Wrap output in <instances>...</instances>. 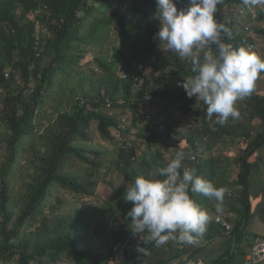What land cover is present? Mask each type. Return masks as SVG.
Returning <instances> with one entry per match:
<instances>
[{"label": "trees", "instance_id": "trees-1", "mask_svg": "<svg viewBox=\"0 0 264 264\" xmlns=\"http://www.w3.org/2000/svg\"><path fill=\"white\" fill-rule=\"evenodd\" d=\"M95 1L0 0V130L5 125L8 135L0 170V264H120L121 252L126 259L122 264H190L205 251L214 256L205 264H243L256 238L264 237V182L260 179L261 187L251 188L253 182L258 184L256 161L261 164L264 160V72L258 76L255 91L237 101L239 118L215 124V116L208 118L203 101L188 98L181 86L183 80L194 75L190 64L174 54L166 59L154 57L163 49L154 38L160 27L152 14L155 0H119L125 3V11L101 16H97L92 3ZM176 2L178 9L187 6V0ZM252 6L261 10L256 20L264 22L262 0L247 5L243 0H222L217 5L215 19L229 29L221 33L222 42L249 48L255 46L257 37L264 40V28L256 26L248 33L238 29L242 9ZM102 26H110L134 52V62L131 64L126 57L121 72L127 78L118 76L119 60L100 58L96 65L104 77L95 79V72L83 75L69 96L60 101L66 92L64 82L81 68L84 56L79 52L97 38ZM135 64L146 65L145 73L149 65L153 78L143 75L145 80L136 84L131 72ZM147 95L156 102H147ZM173 101L180 102L178 112L187 116L189 124L186 132L175 135L184 139L186 148L182 150L196 156L195 162L186 158L184 165L195 168L199 176L226 191L222 203L190 192L209 215L205 232L195 237L193 244L182 243L184 250L172 251L168 260L152 262L148 257L163 255L165 252L156 251L164 245L157 247L152 241L146 245L133 234L128 217L133 204L125 195L134 177H147L174 158L160 149L167 146L161 123L175 113L169 105ZM49 103L53 115L47 108ZM154 104V108L148 107ZM112 111L121 118L130 112L132 128L139 129L138 140L150 150L141 157L139 147L126 141L111 162L109 168L113 171L107 174L118 175L123 184L109 181L111 193L99 203L96 197L103 156L75 147L74 143H94L89 137L94 127L102 139L113 140L112 130H118L120 123L118 117L111 116ZM256 121L260 128L254 132ZM125 135L130 138V131ZM219 147L222 153L217 154ZM226 147L240 149L239 155L223 153ZM26 153L31 157L27 182L23 192H14L13 177L25 167L20 158ZM252 157L257 160L254 162ZM233 187L237 188L235 192ZM56 188L68 192L80 205L97 200L98 206L77 207L62 214L61 200L56 198L59 206L53 204ZM146 235L141 234V239Z\"/></svg>", "mask_w": 264, "mask_h": 264}, {"label": "clouds", "instance_id": "clouds-1", "mask_svg": "<svg viewBox=\"0 0 264 264\" xmlns=\"http://www.w3.org/2000/svg\"><path fill=\"white\" fill-rule=\"evenodd\" d=\"M113 1L118 6L113 2L110 11H125V3ZM155 3V16L160 21V27L154 38L158 40L159 47L163 45L162 50L190 64L194 74L181 84L187 97L203 101L207 106L208 118L211 120L215 116V124L224 125L230 117L238 119L240 113L236 107L237 101L245 99L254 91L259 74L264 72V58L252 51L253 46L234 47L222 42L221 33L229 31L215 19L217 5L222 0H187V6L180 9L176 0H155ZM243 3L256 4L257 0H243ZM260 11L257 6L242 9L238 21L239 26H244L246 33L251 32V27L245 25L255 21ZM133 66L131 72L135 75V83L140 84L145 80L143 75L147 67L142 64ZM119 76L120 79L127 78L126 73ZM146 101L156 102L151 95L146 96ZM122 103L124 101L120 100V104ZM126 122L124 116L118 130L125 131L123 124H127ZM90 132L91 130L89 137ZM186 158L196 161L194 154L186 157L184 151H176L166 167L150 172L147 177H134L128 183L125 195V199L133 204L128 212L133 234L146 245L149 241L154 242L157 247L164 245L162 248L169 255L177 249L183 251L182 243H195V237L203 235L209 222V215L196 204L190 192L203 194L222 203L226 191L199 176L195 168L185 166L183 162ZM157 176L166 178L161 180ZM217 211H220L219 207ZM145 232L147 235L141 239V234ZM260 238L264 237L256 238L253 246ZM139 251L144 252L145 248H140ZM156 252L161 251L159 249ZM148 258L152 260L151 256ZM246 263L247 257L243 264Z\"/></svg>", "mask_w": 264, "mask_h": 264}, {"label": "rangeland", "instance_id": "rangeland-1", "mask_svg": "<svg viewBox=\"0 0 264 264\" xmlns=\"http://www.w3.org/2000/svg\"><path fill=\"white\" fill-rule=\"evenodd\" d=\"M118 6V3L115 1H112L110 3H105V0H96L95 2H92L96 6L97 10V16L104 15L106 12H110V8L112 4ZM156 13V10H152V14ZM85 15L82 14V17ZM246 27H251V31L254 30V28L261 27L264 28V22H258L257 20L250 22L249 24L245 25ZM244 26H240L239 30L243 32ZM100 32L97 36L95 37V40H90L88 44L84 45L79 52V55L81 54L83 57V60H81L80 65L81 68L79 69V72H75L72 77L64 82L63 88L66 90L65 94H62V99L60 101H63L66 99V96H69V93L75 89L77 86L78 82L80 80V77L83 75H91L93 74L92 72H95L96 75H94V78L96 79L97 77H104L102 76V71L99 69V67L96 65L97 60L102 58L103 60H119L120 62V71L118 72V76L121 74L124 64L126 63V57H128L129 61L134 62V52L132 51L130 45L126 44V42L121 41L116 32L113 31V29L110 26H102L100 29ZM48 34L44 33V37L47 38ZM250 48V47H249ZM254 52H257L260 56H264V40H261V37H257L256 39V44L253 49ZM84 54V55H83ZM170 53L165 52L164 50H158L157 55L154 56L155 58L158 59H166ZM151 67L148 65V71H146L145 75L146 78L152 79L153 76L150 73ZM88 86H86V89H89L91 86L89 85V82H87ZM85 84V83H84ZM257 86V81L255 83V88ZM62 89V90H64ZM262 92V91H261ZM76 93V92H75ZM198 101V100H197ZM52 103L48 104V110L50 113L53 115L54 108L52 109L51 107ZM170 107L172 108L173 115H170V119L166 118L162 119L161 127L164 130L163 135L165 136L166 139V145L167 146H162L161 152L162 154L165 155H170V156H175L176 151H184L182 150L183 148H186L185 142L183 138H180L179 136L175 135V132H181L183 134L186 132L188 129V118L185 116L183 113L178 112V107L180 106V102L178 101H173L172 103H169ZM149 108H153V106H148ZM66 107H63V110H65ZM155 110V109H154ZM120 113H123L124 111L122 109L119 110ZM184 112V111H183ZM185 113V112H184ZM186 114V113H185ZM51 115L49 114L48 117ZM111 116L113 117H118L119 118V123L122 122L123 117L115 114V112H111ZM169 114L167 115V117ZM127 119V124H123V128L125 129V132L114 129L112 130V135H113V140L112 141H105L101 138L100 133L97 132L96 127H94L91 132H90V137L92 138L94 143H83L77 141L75 143V147H81L85 148V150L91 151V152H99L103 157V165L100 169L99 172V190H98V196L96 197L97 200H99V203H103L105 199L108 197V195L111 193V191L108 188L107 183L112 180L114 185H119L123 184L122 179L118 175H107L110 171H113V169H110L109 167L111 166V162L113 159L116 158L117 152L123 145L126 143H130V141L134 144H136L139 147V153L140 156L144 155L145 152H148L150 149L147 146V144H143L142 141L138 140L137 134L139 133V129L132 128V123H131V118L132 115L130 112H128L125 115ZM259 122L256 121L254 122V125H258ZM260 128V125L258 127L252 128L254 132L258 131ZM130 131L131 137L127 138L125 133L126 131ZM6 129L5 125L2 126V130H0V170L1 167L5 161V156H6V149L5 147L7 146V139L8 135L6 134ZM232 142V140H229ZM236 142V139L235 141ZM37 146H39V143H36ZM159 150V149H156ZM154 150V151H156ZM222 148L219 147L217 149V154L222 153ZM160 152V150H159ZM189 157H191L192 153L190 151H184ZM223 153H226L229 156L236 157V155H239L240 149L238 148H233V147H226L225 151ZM142 157V156H141ZM30 155L27 153L23 155L20 158V163L22 166H25L22 168L18 173L15 174L13 177L12 181V186H14V192H23L25 188V182H27V175L30 172V166L27 164L31 159ZM252 160L255 162L257 159ZM256 170H257V175L256 176V181H258V184L253 182L252 183V190L255 189V187H259L260 184V179L261 181L264 182V168L262 165H264V160H262L261 164L259 161H256ZM237 176V174H235ZM235 176L232 178V180L235 179ZM260 177V178H259ZM257 184V185H254ZM261 187V186H260ZM237 188L233 187L232 190L235 192ZM53 204H56L59 206V202H57L56 198H59L63 205L59 206L61 210L59 211L60 213L63 214L69 211H73L74 209L78 208H90V207H96L98 206V203L95 204L97 200H91V205H80L76 203L74 199H72L71 195L68 192L59 190L58 188L54 189L53 192ZM260 200L262 198H259ZM95 204V205H94ZM100 208H98V214L100 212ZM97 224V221L95 219L94 225ZM217 242H220V240H217ZM161 252H157L158 254L164 253V249L160 248ZM206 252V251H205ZM167 253H164L160 257L157 256H151L152 262L158 261V259L162 260H168L170 255ZM126 259L124 257V252H121L119 257H118V262L122 264L125 262ZM148 261V260H147ZM146 261H144V264Z\"/></svg>", "mask_w": 264, "mask_h": 264}, {"label": "built area", "instance_id": "built-area-1", "mask_svg": "<svg viewBox=\"0 0 264 264\" xmlns=\"http://www.w3.org/2000/svg\"><path fill=\"white\" fill-rule=\"evenodd\" d=\"M218 221L220 222L221 219L218 218ZM262 261H264V238H260L256 241L252 251L247 256L246 264H259Z\"/></svg>", "mask_w": 264, "mask_h": 264}, {"label": "crops", "instance_id": "crops-1", "mask_svg": "<svg viewBox=\"0 0 264 264\" xmlns=\"http://www.w3.org/2000/svg\"><path fill=\"white\" fill-rule=\"evenodd\" d=\"M220 248H223V247H220ZM211 254L212 253H210V252H203L202 254H200V258L196 257L195 259H193V261H191L190 264H205L204 261L211 260V258H214V256ZM202 256H204V257L202 258ZM198 260H201L200 263H198Z\"/></svg>", "mask_w": 264, "mask_h": 264}]
</instances>
